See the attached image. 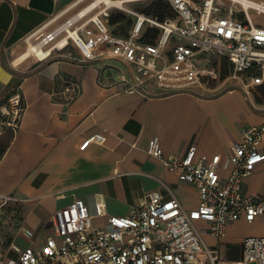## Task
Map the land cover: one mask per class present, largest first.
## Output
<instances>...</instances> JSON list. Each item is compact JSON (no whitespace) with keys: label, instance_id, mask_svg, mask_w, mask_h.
<instances>
[{"label":"built area","instance_id":"obj_1","mask_svg":"<svg viewBox=\"0 0 264 264\" xmlns=\"http://www.w3.org/2000/svg\"><path fill=\"white\" fill-rule=\"evenodd\" d=\"M167 1L172 15L165 18L127 9L135 19L127 35L114 32L108 10L95 16L84 10L59 12L24 38V49L40 62L118 59L128 67L119 81L129 90L146 91L150 83L164 93L225 85L250 96L264 85V0ZM147 30H156L152 40H142ZM24 110L23 91L18 88L1 107L0 133L4 128L16 132ZM263 135L264 125L246 127L225 159L219 153H198L196 143L184 155H166L159 137L152 136L147 153L181 182L198 188L197 206L188 209L177 197L166 199L155 191L127 214L112 215L99 194L93 214L82 198H75L55 211L54 231L42 244L21 248L11 242L7 249L0 248V264H264V236L245 237L242 257L233 262L203 238L205 231L223 239L228 225L264 215L263 196L242 191L245 177L264 161ZM105 139L94 134L81 148ZM0 199V214L25 201L1 193ZM96 216L106 217L107 223L95 225ZM197 221L206 229H199ZM23 230L34 240V231Z\"/></svg>","mask_w":264,"mask_h":264},{"label":"crops","instance_id":"obj_2","mask_svg":"<svg viewBox=\"0 0 264 264\" xmlns=\"http://www.w3.org/2000/svg\"><path fill=\"white\" fill-rule=\"evenodd\" d=\"M74 1L0 0V110L18 88L25 107L20 128L0 133V193L25 199L3 210L21 213L20 231L12 240L21 248L42 244L54 231L55 211L75 198H82L93 214L99 194L112 215L127 214L155 191L194 208L198 188L181 182L147 153L150 138L159 137L166 155H184L196 143L198 153H219L225 159L246 127L264 125V85L250 96L225 85L164 93L150 83L146 91L129 90L119 81L128 67L118 59L40 62L29 57L16 62L24 38ZM17 47L21 52L14 54ZM98 133L105 142L81 148ZM260 147L264 150V135ZM242 191L264 198V161L245 177ZM93 222L102 226L107 218L96 216ZM262 225L264 215L252 222L241 218L228 225L225 238L209 232H203V238L218 246L222 256L221 247L227 248L236 229ZM23 228L34 231V240ZM247 236L264 235L245 233L242 241Z\"/></svg>","mask_w":264,"mask_h":264},{"label":"rangeland","instance_id":"obj_3","mask_svg":"<svg viewBox=\"0 0 264 264\" xmlns=\"http://www.w3.org/2000/svg\"><path fill=\"white\" fill-rule=\"evenodd\" d=\"M79 0H75L73 3V9L67 12V15L74 14L75 12L84 9L90 3H93L96 0H80L78 4H76ZM160 0H133L121 6H110L109 8L105 9L109 11L110 16L107 17L109 22L111 17H120L119 21L116 24H111V27L118 33L127 34L130 27L133 25L135 19L132 15L127 12V9H136L139 11H148L150 9L151 12L155 13L156 11L163 12L166 16H169V8L167 7V0H162L163 5L158 7L156 2ZM70 4V5H71ZM97 7L90 11L91 16H95L97 14H103L104 5L103 3H97ZM69 5V6H70ZM103 5V6H102ZM157 6V7H156ZM24 46V45H23ZM19 47H22L19 46ZM17 47L14 51V54H18L21 52V48ZM120 70H124L121 65H118ZM21 213L19 210L10 209L8 212L4 211L0 214V248L7 249L12 242L13 238L18 234L20 231V218ZM206 224L204 222L197 221L196 226L201 229L205 230ZM205 232V231H204ZM259 233V235H264V225L255 228L252 226H246L236 229L234 235L228 239L229 243L226 245L227 248H222V257L233 260V259H240L242 256V238L244 237L245 233ZM251 264H257L253 262Z\"/></svg>","mask_w":264,"mask_h":264},{"label":"bare ground","instance_id":"obj_4","mask_svg":"<svg viewBox=\"0 0 264 264\" xmlns=\"http://www.w3.org/2000/svg\"><path fill=\"white\" fill-rule=\"evenodd\" d=\"M129 1H133V0H96L93 3H90L88 6H86L84 9H81V10H84L86 12H90L94 8L97 7V5H98L97 3H99V4L103 3L104 10H105V9H107L110 6H113V5L119 7V6L124 5V3H127ZM79 2H80V0L76 4H78ZM240 2H244L245 3V0H240ZM72 9H73V5L71 4L70 6L65 7V9H63L61 12L64 13V12L70 11ZM24 48H25V46H24ZM29 56H31L30 55V51L24 49V50H22V53H21L20 57L16 60V62H19L20 58H22V60L24 61L27 58H29ZM32 58H34V57H32Z\"/></svg>","mask_w":264,"mask_h":264},{"label":"trees","instance_id":"obj_5","mask_svg":"<svg viewBox=\"0 0 264 264\" xmlns=\"http://www.w3.org/2000/svg\"><path fill=\"white\" fill-rule=\"evenodd\" d=\"M167 3V7L169 8V3ZM163 1L160 0V1H157L156 2V5H158V7H161L163 5ZM157 7V6H156ZM170 10V8H169ZM144 13L148 14V15H154V16H159L160 18H165L166 15L163 13V12H160V11H156L155 13L151 12L150 9L148 11H144ZM170 14L169 15H172V12L170 10L169 12ZM120 17H111L110 20H109V24L111 26V24H116L118 21H119ZM132 27V26H131ZM130 27V28H131ZM114 30V29H113ZM130 29L128 30L127 34L129 33ZM115 33L117 34H121V35H127V34H122V33H118L114 30ZM156 34V30H147L142 38V40H152L154 38Z\"/></svg>","mask_w":264,"mask_h":264}]
</instances>
